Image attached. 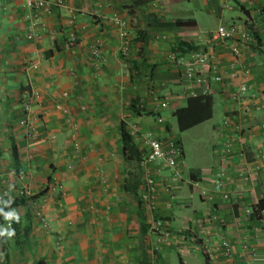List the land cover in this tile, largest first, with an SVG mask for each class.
<instances>
[{"label": "crops", "instance_id": "1", "mask_svg": "<svg viewBox=\"0 0 264 264\" xmlns=\"http://www.w3.org/2000/svg\"><path fill=\"white\" fill-rule=\"evenodd\" d=\"M31 18L45 26L29 40ZM219 27L248 35L236 60L216 46L218 83L194 55L210 47L205 35ZM180 42L190 48L180 51ZM95 44L100 59L92 56ZM172 51L192 62L189 74L169 62ZM241 82L248 98L233 103L228 90ZM31 90L38 97L29 135L23 95ZM196 96L211 97L212 115L186 130L210 121L218 101L224 119L228 108L240 110L233 114L246 136L232 155L207 157L210 165L184 159L177 175L164 165L154 169L162 183L158 215L170 227L154 250L156 236L138 203L142 178L128 177L133 160L123 154L120 127L130 131L135 124L160 139L177 138L174 111ZM263 124L264 0H67L37 16L25 0H0V209L22 197L23 183L47 222L44 227L31 205L9 208L2 230L9 232V212L29 229L18 245L13 237L0 244V264H264ZM220 133L215 142L223 145ZM220 165L228 171L227 199L212 193Z\"/></svg>", "mask_w": 264, "mask_h": 264}, {"label": "built area", "instance_id": "2", "mask_svg": "<svg viewBox=\"0 0 264 264\" xmlns=\"http://www.w3.org/2000/svg\"><path fill=\"white\" fill-rule=\"evenodd\" d=\"M67 0H25L28 8L33 11L34 14L44 13L49 14L53 7H64L66 6ZM123 24V22H120ZM44 22L39 21L38 19L31 18L29 20L28 29L25 37L27 39H34L39 36L37 31L44 29ZM233 27H219L216 30L208 32L205 36L208 37L210 41V47L202 52H195V60L199 66L205 67L206 71H214L213 80L215 82L222 81L221 70L217 62V50H215L217 45L225 46L229 49L230 54L233 59H238V56L241 51L242 41L247 37V32H241V34L237 37L235 35ZM74 35H72V39H74ZM120 52L127 53L128 47L126 45H122L119 48ZM92 56L96 59H100L101 53L98 45L91 46ZM179 52L172 51L169 52L166 57L168 58L170 63H174L177 66H185L187 73L189 69H192L189 65L192 64L191 61L186 62L183 60V56H181ZM193 62V63H194ZM232 64H235L233 62ZM38 64L33 63L32 67L37 68ZM189 74V73H188ZM247 91V85L245 82H241L235 89L228 90V100L233 103L240 102L245 98ZM38 97L37 92L31 90L30 92H25L23 95V109L25 113V118L23 121V125L27 134H32L34 129V117L31 115L32 112V103L35 98ZM249 108V101H245V104L241 108L243 112H246ZM240 112L235 106L228 108L229 115L225 117L223 120V124L219 127L218 131L225 138L221 152L226 156H230L235 153V143L240 142L246 136L243 132L242 123L238 119V115L233 114V112ZM158 122L162 121L161 117L157 118ZM264 127V124L262 125ZM133 138L136 141L141 143L140 151L142 157L139 161V166L143 172V177L141 181V188L139 193V201L140 205L143 208V211L149 216V228L148 231L156 236L155 244L153 249L156 250L158 246V242H161L162 238L170 233V227L168 221L158 215V200L160 197V187L162 185L161 181L158 180L154 172L159 169L161 165L166 166L174 170V175L178 173L179 167L184 163V154L183 148L178 138H168V139H160L153 132H141L140 130H135V132L131 133ZM154 169H156L154 171ZM238 175L241 179L246 180L247 176L244 175L243 172H238ZM228 176V171L225 167L220 165V169L217 172V180L213 184V192H220L221 197L223 199H227L229 196V192L224 190L225 181ZM20 179H23V176H19ZM22 183V182H21ZM165 186V185H164ZM169 186L166 185L165 190L169 191ZM209 194L207 199L212 201L214 199L213 194ZM19 195L27 199V203L35 208L34 214L39 218L41 224L46 227L47 222L45 217L42 214L41 206L38 204V200L33 198L32 194L29 192L27 186L25 184H21L19 188ZM13 213H8V219H13ZM221 245L224 249V254L226 256H231L229 244L227 240L222 239ZM245 247V245H244Z\"/></svg>", "mask_w": 264, "mask_h": 264}, {"label": "trees", "instance_id": "3", "mask_svg": "<svg viewBox=\"0 0 264 264\" xmlns=\"http://www.w3.org/2000/svg\"><path fill=\"white\" fill-rule=\"evenodd\" d=\"M148 0H136V3H142ZM190 22L188 21H177V25H188ZM190 46L185 42H180L178 45L179 50L181 51L184 47ZM212 115V99L210 96H196V97H188L186 104L182 107L177 108L174 111V116L176 119V125L178 131H184L198 123L203 122L206 119H209ZM120 136L123 143V154L126 158L131 159L133 161L139 162L141 159V152L134 144L130 133L126 130L123 124L120 127ZM12 155L13 159L17 161V153L16 146L12 144ZM36 198L35 196H32ZM19 204H27V199L24 197L15 198L12 202L7 201L6 204L0 209V244L4 247L7 244L9 238L13 237L16 239L15 244L18 245L19 238L21 240H25L27 237L28 226H21V223L13 218L9 220V232L6 233L2 230V226L6 222L7 214L6 211L13 206ZM264 208V202L262 201L259 205ZM139 264H148L146 261H142Z\"/></svg>", "mask_w": 264, "mask_h": 264}, {"label": "rangeland", "instance_id": "4", "mask_svg": "<svg viewBox=\"0 0 264 264\" xmlns=\"http://www.w3.org/2000/svg\"><path fill=\"white\" fill-rule=\"evenodd\" d=\"M147 90L148 92L153 91V86L148 85ZM217 104H218V101L217 103L213 105L215 107V113L210 121H207V122L205 121L203 124L199 125L198 127H195L189 130L178 131V129H176L175 131V134L177 135L176 137L180 140L182 147H183L184 159L189 166L197 165L198 168H200V167L210 165L211 162H207V157L211 159L215 154L217 155L219 151L221 152L222 142L220 140L221 143L220 142L217 143L215 142V140H216V136L219 135L217 128L218 126L220 127L223 124L224 114L222 113L221 109L218 108ZM136 129L144 133V131L136 127L135 124L133 128L131 127L130 131L128 132L129 133L135 132ZM131 133L130 135L132 137L134 144L136 145L137 148L139 147L138 149L140 150V148H142L141 143L139 141H137L138 143H136ZM128 177L131 180H138V181L141 180L142 175H141L139 162L132 161V165H131V169L129 171ZM138 203L140 205L139 198H138ZM140 207L142 208L141 205ZM147 220L149 223L148 215H147ZM148 223L147 225L149 228Z\"/></svg>", "mask_w": 264, "mask_h": 264}]
</instances>
